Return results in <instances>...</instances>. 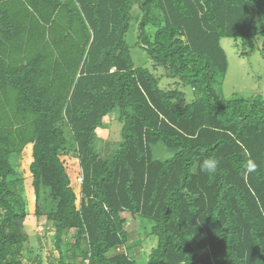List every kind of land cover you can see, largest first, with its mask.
Wrapping results in <instances>:
<instances>
[{"label":"trees","instance_id":"1","mask_svg":"<svg viewBox=\"0 0 264 264\" xmlns=\"http://www.w3.org/2000/svg\"><path fill=\"white\" fill-rule=\"evenodd\" d=\"M135 5L138 45L193 89L191 103L136 67L126 41ZM258 37L264 0H0V264H138L123 251L125 214L153 223L148 264H264V96L218 91L222 41L240 40L243 55ZM115 110L123 142L102 159L95 140ZM159 144L174 156L155 159ZM31 146L34 216L54 224L58 259L25 253L17 162ZM68 158L80 164L79 205ZM205 159L219 162L214 173ZM247 159L257 171L245 179Z\"/></svg>","mask_w":264,"mask_h":264},{"label":"rangeland","instance_id":"2","mask_svg":"<svg viewBox=\"0 0 264 264\" xmlns=\"http://www.w3.org/2000/svg\"><path fill=\"white\" fill-rule=\"evenodd\" d=\"M159 16V12H154ZM143 13L135 5L132 10V21L130 31L126 35V41L130 47L133 61L136 67L148 69L158 79L162 89H179L186 94L187 103L194 100V91L190 86L177 84L178 78L162 67H154L153 60L148 56L145 50L139 45L141 34L140 24L143 19ZM157 26L152 23L146 29L147 34H153ZM255 48L253 50L246 48L242 55V44L240 40L224 39L222 47L224 48L228 60L229 70L227 72L223 85L218 89L219 94L225 99L245 98L249 99L259 95L264 96V38L258 37L254 40ZM105 129L98 131V137L95 140L96 153L102 159H111L119 145L123 142V125L119 120L118 110L113 111L105 120ZM154 158L157 160H169L175 152L159 144L153 148ZM33 161L32 146L28 147L25 154L17 162L18 172L22 175V188L24 195L28 200V211L30 216L25 224V232L29 235V244L26 246V255L29 251L38 252L45 257L47 252H52L58 259L59 254L55 250V239L53 234L54 224L45 219L37 220L34 216L36 210V196L32 187V176L30 174V165ZM67 170L72 180L73 188L78 195L80 204L81 195V169L79 161L75 158H68ZM44 209L43 199L40 203ZM127 220V230L130 233V241L123 249L131 257L135 258L138 264H148L150 253L158 245V238L152 234L153 223L147 219L138 217L133 218L125 214ZM75 232H70L69 237H73ZM42 243V245L40 244Z\"/></svg>","mask_w":264,"mask_h":264},{"label":"clouds","instance_id":"3","mask_svg":"<svg viewBox=\"0 0 264 264\" xmlns=\"http://www.w3.org/2000/svg\"><path fill=\"white\" fill-rule=\"evenodd\" d=\"M218 161L215 159H205L202 164V170L211 174L214 173L218 167ZM257 171V164L252 159H247L242 166L241 175L247 179L249 175Z\"/></svg>","mask_w":264,"mask_h":264},{"label":"built area","instance_id":"4","mask_svg":"<svg viewBox=\"0 0 264 264\" xmlns=\"http://www.w3.org/2000/svg\"><path fill=\"white\" fill-rule=\"evenodd\" d=\"M80 183L82 184V178H80Z\"/></svg>","mask_w":264,"mask_h":264}]
</instances>
